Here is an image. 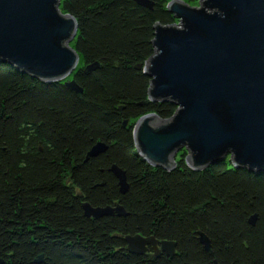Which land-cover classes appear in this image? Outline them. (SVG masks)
<instances>
[{
	"label": "trees",
	"instance_id": "trees-1",
	"mask_svg": "<svg viewBox=\"0 0 264 264\" xmlns=\"http://www.w3.org/2000/svg\"><path fill=\"white\" fill-rule=\"evenodd\" d=\"M149 1L152 10L134 0H61L77 23L70 46L79 65L68 81L82 94L0 64V264H264V171L238 169L230 156L195 171L185 150L164 170L138 154L135 122L176 110L148 97L153 28L176 22L171 0ZM97 143L106 150L86 159ZM113 165L125 173L123 194ZM82 203L118 204L126 216L89 219ZM134 235L174 242L175 255H132L124 238Z\"/></svg>",
	"mask_w": 264,
	"mask_h": 264
},
{
	"label": "water",
	"instance_id": "water-1",
	"mask_svg": "<svg viewBox=\"0 0 264 264\" xmlns=\"http://www.w3.org/2000/svg\"><path fill=\"white\" fill-rule=\"evenodd\" d=\"M153 9L149 0H134ZM61 0H0V64L44 83L63 82L76 94L83 90L68 79L79 57L70 46L76 37L75 19L60 11ZM178 24L154 26V54L143 72L150 79L151 102L176 107L169 119L154 114L139 118L133 138L138 154L154 167L171 170L179 151L186 149L187 165L203 170L230 156L238 169L264 171V0H171L167 5ZM92 64L84 69L91 73ZM138 66L137 69H140ZM124 128L129 121L123 122ZM95 144L86 159L103 153ZM121 194L128 189L124 171L109 170ZM84 216L101 219L125 217L118 204L105 207L81 205ZM256 217L249 219L254 225ZM206 252L211 245L198 233ZM132 255L151 247L175 255L176 244L154 237L126 236Z\"/></svg>",
	"mask_w": 264,
	"mask_h": 264
},
{
	"label": "flooded vegetation",
	"instance_id": "flooded-vegetation-1",
	"mask_svg": "<svg viewBox=\"0 0 264 264\" xmlns=\"http://www.w3.org/2000/svg\"><path fill=\"white\" fill-rule=\"evenodd\" d=\"M71 78H72V76H71ZM161 255H165V254L160 253L158 256L155 257L153 249L151 247H148L146 253L144 255H140V256H145V257H148L150 259H154V258H159Z\"/></svg>",
	"mask_w": 264,
	"mask_h": 264
},
{
	"label": "rangeland",
	"instance_id": "rangeland-1",
	"mask_svg": "<svg viewBox=\"0 0 264 264\" xmlns=\"http://www.w3.org/2000/svg\"><path fill=\"white\" fill-rule=\"evenodd\" d=\"M189 1H193V2L199 3V0H189ZM175 21H176L175 24H178V20H175ZM78 65H79V63H78ZM183 150L186 151V149H183ZM186 153H187V151H186ZM187 155H188V153H187Z\"/></svg>",
	"mask_w": 264,
	"mask_h": 264
}]
</instances>
